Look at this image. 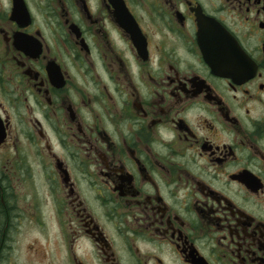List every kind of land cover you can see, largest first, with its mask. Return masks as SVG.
<instances>
[{"label":"flooded vegetation","instance_id":"obj_1","mask_svg":"<svg viewBox=\"0 0 264 264\" xmlns=\"http://www.w3.org/2000/svg\"><path fill=\"white\" fill-rule=\"evenodd\" d=\"M0 137V264H264V0H0Z\"/></svg>","mask_w":264,"mask_h":264},{"label":"rangeland","instance_id":"obj_2","mask_svg":"<svg viewBox=\"0 0 264 264\" xmlns=\"http://www.w3.org/2000/svg\"><path fill=\"white\" fill-rule=\"evenodd\" d=\"M0 171H1V174H2V175H8L10 169H9V171L7 172L5 168L0 167ZM35 181H36L35 184L38 185V186H40L41 189H42V182H41V180H37V179H35ZM12 182H13V186H14V185H15V182H14V181H12ZM17 188H18V187H17ZM16 190H17V189H16ZM20 206L22 207V205H20ZM23 206H27V207H29L30 205H29V203H28V201H27V202H25V203L23 204ZM44 218H45L46 220H48V226H49V227H52L53 224H52V222L50 221V215H49L47 212L45 213Z\"/></svg>","mask_w":264,"mask_h":264},{"label":"water","instance_id":"obj_3","mask_svg":"<svg viewBox=\"0 0 264 264\" xmlns=\"http://www.w3.org/2000/svg\"><path fill=\"white\" fill-rule=\"evenodd\" d=\"M1 139H2V138L0 137V141H1Z\"/></svg>","mask_w":264,"mask_h":264}]
</instances>
